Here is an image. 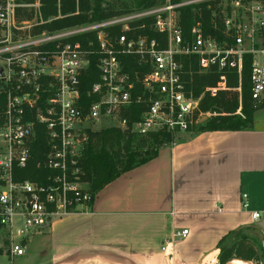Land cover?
I'll return each mask as SVG.
<instances>
[{"label":"built area","instance_id":"1","mask_svg":"<svg viewBox=\"0 0 264 264\" xmlns=\"http://www.w3.org/2000/svg\"><path fill=\"white\" fill-rule=\"evenodd\" d=\"M221 1L165 0L101 21L50 30L61 17L45 19L40 0H0L3 264L22 257L31 239L53 222L89 208L92 197L82 180L81 162L96 127L140 137L166 132L175 141L198 124L202 114L197 119L194 114L203 94L194 98L188 91L185 62L195 63L199 73L220 74L217 85L204 90L214 97L226 90L230 71L236 72L240 85L244 56L250 55L251 98L264 102V2L225 0L230 4L224 8ZM200 5L210 11L213 34L203 30ZM187 6L192 7L194 23L184 36L179 9ZM115 28L120 32L113 36ZM89 34L96 35V46L85 40ZM90 57H96L97 81L83 97ZM127 59L136 64L132 73L126 70ZM135 105L145 110L129 124L126 114ZM34 149L41 159L33 165L36 175L29 178ZM241 198L245 209L247 195ZM258 218L254 212L252 219ZM187 235L186 229L175 232L161 252L168 253L174 239Z\"/></svg>","mask_w":264,"mask_h":264},{"label":"crops","instance_id":"2","mask_svg":"<svg viewBox=\"0 0 264 264\" xmlns=\"http://www.w3.org/2000/svg\"><path fill=\"white\" fill-rule=\"evenodd\" d=\"M184 229L163 254V242ZM242 237L255 248L264 240V108L249 131L180 134L100 190L86 211L35 235L13 264H218L220 241ZM234 259L244 261L226 264Z\"/></svg>","mask_w":264,"mask_h":264},{"label":"trees","instance_id":"3","mask_svg":"<svg viewBox=\"0 0 264 264\" xmlns=\"http://www.w3.org/2000/svg\"><path fill=\"white\" fill-rule=\"evenodd\" d=\"M30 2L31 0H24ZM179 0H172L177 2ZM243 2L252 0H242ZM264 2V0H260ZM42 12L45 19L54 17L58 11L63 18L53 21L48 29L58 30L77 25L88 24L101 21L115 15L128 12L133 9H143L153 7L160 3L159 0H133L132 7L116 11L114 7L105 3V0H41ZM57 4L59 7H57ZM76 5L78 13L75 14ZM201 21L205 33L213 34L210 26V11L205 5H200ZM212 8L215 9L214 5ZM25 16H28L27 14ZM195 18H197L195 16ZM179 23L184 36L189 34L194 23L192 7L187 6L179 9ZM119 29L111 30V34L116 36ZM218 34V33H217ZM96 46L98 39L96 35L89 34L87 39ZM129 73L135 68V62L127 59ZM251 64L252 57L244 56L243 68L241 71L240 85L235 71L227 73L226 90L219 91L214 97L204 93L205 88L215 87L219 81V73L208 72L199 73L197 66L184 63L186 87L191 92L192 97L199 98L198 109L194 114L197 119L200 114H210L202 124H194L188 132H215V131H249L253 127L254 113L264 108V102H255L251 98ZM96 57H90V64L87 70V77L82 81V93L85 96L91 85L97 81ZM239 88V91H238ZM240 113L237 115V111ZM145 110L143 105H135L126 114L129 124L137 122L141 113ZM174 137L170 133L158 132L150 134L148 137H140L129 133L127 130L115 128L102 129L90 135L89 142L82 156L81 167L83 171L82 180L88 186V191L92 199L105 186L113 182L122 174L144 165L157 157L159 150L172 144ZM32 160L27 169L28 177L36 175L34 164L41 157L39 151L32 150ZM33 170V171H32ZM92 202V200H91ZM91 204V203H90ZM240 233L233 232L231 236L236 238ZM222 239L218 245V264H226L232 258H240L244 261H251L254 264H264V251L261 253L250 243L246 237L228 244Z\"/></svg>","mask_w":264,"mask_h":264},{"label":"rangeland","instance_id":"4","mask_svg":"<svg viewBox=\"0 0 264 264\" xmlns=\"http://www.w3.org/2000/svg\"><path fill=\"white\" fill-rule=\"evenodd\" d=\"M41 1V0H40ZM162 0H159V3L161 2ZM165 1V0H163ZM42 3V2H41ZM105 3L108 4V5H111L112 7L115 8L116 11H119V10H122V9H128L130 7H132V3H133V0H105ZM221 4V7H226L228 4V1H225V0H222L220 2ZM57 7H59V5L57 4ZM41 13H42V16H43V12H42V6H41ZM78 13V8H77V5H76V10H75V14ZM54 17H61L63 18V16L60 14V12L58 11V14ZM258 59H261V57L258 56ZM239 91V90H238ZM240 111V110H239ZM240 113V112H239ZM238 115V113H237ZM210 115L208 114H202V116L200 117V119L202 117H209ZM104 125V124H103ZM103 128H106V126H102V127H96L94 130L99 132L100 129H103ZM257 250L261 253V251H264V248L263 246L261 245H257ZM4 262V259L2 257H0V264H3ZM213 264H217V263H213Z\"/></svg>","mask_w":264,"mask_h":264},{"label":"bare ground","instance_id":"5","mask_svg":"<svg viewBox=\"0 0 264 264\" xmlns=\"http://www.w3.org/2000/svg\"><path fill=\"white\" fill-rule=\"evenodd\" d=\"M228 264H252V263L234 259L233 261L229 262Z\"/></svg>","mask_w":264,"mask_h":264},{"label":"water","instance_id":"6","mask_svg":"<svg viewBox=\"0 0 264 264\" xmlns=\"http://www.w3.org/2000/svg\"><path fill=\"white\" fill-rule=\"evenodd\" d=\"M207 119V117H202L200 120H199V124H202L205 120ZM262 246H263V248H264V240H263V242H262Z\"/></svg>","mask_w":264,"mask_h":264}]
</instances>
